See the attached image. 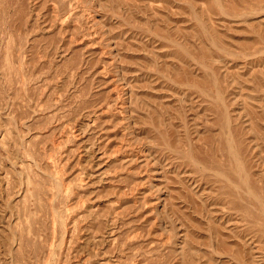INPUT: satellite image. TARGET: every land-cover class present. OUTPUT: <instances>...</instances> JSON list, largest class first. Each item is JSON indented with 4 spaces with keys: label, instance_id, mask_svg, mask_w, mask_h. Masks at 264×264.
Segmentation results:
<instances>
[{
    "label": "rangeland",
    "instance_id": "1",
    "mask_svg": "<svg viewBox=\"0 0 264 264\" xmlns=\"http://www.w3.org/2000/svg\"><path fill=\"white\" fill-rule=\"evenodd\" d=\"M0 264H264V0H0Z\"/></svg>",
    "mask_w": 264,
    "mask_h": 264
}]
</instances>
